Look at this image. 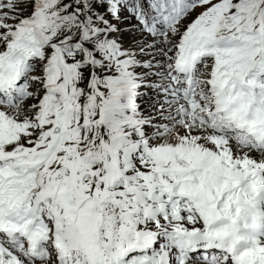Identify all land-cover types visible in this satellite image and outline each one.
<instances>
[{"label": "snow or ice", "instance_id": "snow-or-ice-1", "mask_svg": "<svg viewBox=\"0 0 264 264\" xmlns=\"http://www.w3.org/2000/svg\"><path fill=\"white\" fill-rule=\"evenodd\" d=\"M0 264H264V0H0Z\"/></svg>", "mask_w": 264, "mask_h": 264}]
</instances>
